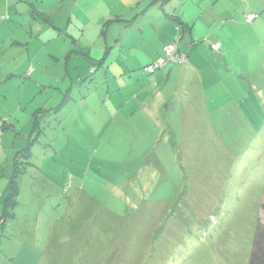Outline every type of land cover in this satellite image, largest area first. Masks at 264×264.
I'll return each instance as SVG.
<instances>
[{"label":"rangeland","instance_id":"obj_1","mask_svg":"<svg viewBox=\"0 0 264 264\" xmlns=\"http://www.w3.org/2000/svg\"><path fill=\"white\" fill-rule=\"evenodd\" d=\"M215 1H179L185 19L199 28L207 25L212 97L197 102L179 90V103L168 85L153 90L149 82L147 93L143 86H127L129 98L148 94L150 106L161 108L157 116L146 115L145 127L128 129L136 123L105 120L104 107L122 90L123 78L142 71L123 62L105 78L97 65L72 75L63 52L80 45L45 42L52 27L30 11H44L58 22L59 0H0V116L13 115L15 126L22 127L13 133L24 139L17 150H25L29 139L39 141L31 148L34 168L20 179L17 218L0 228V264H248L256 227L264 224V0H238L220 11ZM235 9L259 17L247 24ZM214 41L227 44V57L210 51ZM44 47L58 52L57 61ZM130 47L126 52L142 51L139 42ZM26 49L42 53L21 67ZM80 57L76 61L84 62ZM183 81L181 74L176 87ZM65 94L68 103L55 116L51 107ZM18 104L20 110H13ZM36 109L47 111L38 112L35 129L27 117ZM157 125L164 130L155 135ZM170 125L173 132L167 133ZM4 129L0 122V134ZM9 159L5 175L0 171V194ZM37 176L39 182L30 180Z\"/></svg>","mask_w":264,"mask_h":264},{"label":"crops","instance_id":"obj_2","mask_svg":"<svg viewBox=\"0 0 264 264\" xmlns=\"http://www.w3.org/2000/svg\"><path fill=\"white\" fill-rule=\"evenodd\" d=\"M179 1L170 0L165 2L166 4H162L157 2L153 3L152 0H59L61 5L54 10L56 13L62 15L58 22L44 11L37 9L30 11L37 16L43 17L46 24H49L52 27V32H50L45 42L60 41L64 43L65 41H71V43H73L74 41V43L80 45L78 47L79 50L70 49V47H68L69 53L65 54V52H63V57L65 59L64 67L67 72L72 75L81 74V69H89L92 64L97 65L96 69L98 70V75L104 72L105 75L108 72L115 74L116 68H121L123 62L129 69L139 68L141 70V65L149 63V61L154 60L162 54L163 46L166 45L175 34H177L176 28L180 25L179 22L177 23V20L182 21V26L184 28L180 48L188 53L190 58L182 67L174 66L158 71L153 79L155 85L152 84L150 87L153 89V86L161 85L165 88L168 85L170 94H177L176 97L179 96V103L182 102V92L184 93V96L197 98V102L200 98L201 101L203 98L207 100V91H209V88H207V64L205 65V62H207V35H205L207 32V25L199 28L194 20L185 19L181 7L182 2ZM242 1L246 0H241V2ZM215 2L219 4L217 9L220 11L223 8H230L232 3L237 4L238 0H216ZM252 6L254 5H251L249 9H253ZM234 11L238 13V15L236 14L237 19H242L243 21H245V16L248 13H257L256 11H248L247 13L242 12V16L237 9ZM194 12L200 13V11L196 9H194ZM227 12L232 13V8ZM173 17H176L175 20ZM258 17L259 14L255 20ZM222 23H224V21H222ZM246 23L250 24L248 22ZM201 40L204 42L198 44L195 43L196 41ZM136 42H139L142 51L137 53H131L130 51L126 52V49H132L130 46L135 45ZM219 43L220 49L216 54L220 56L223 52V57H227L228 52L226 51L229 50L227 44H225L224 41H220ZM16 44L21 46L18 42ZM62 46L65 47L64 45ZM44 48L47 49L46 53L50 54V57L48 58L57 61L58 52L52 47ZM41 53L42 51H36L30 55L29 50L26 49V57H21L22 59L18 62V65L21 67L26 66V58L33 56L36 59ZM73 56L79 58L82 56L84 62L82 60L76 61L78 60L77 57H74L75 61H72ZM118 58L122 62L117 60ZM63 61L61 63L62 65ZM33 63H35L36 69L41 67V64L37 63L36 60H34ZM181 74H183L184 78L183 86L181 87V84L179 83L180 87L178 88L176 87L175 82H177V79ZM141 76H144V74L141 73L140 75L136 72L131 76L133 78L130 77L127 81H124V78L122 79V90L114 95L121 93L127 98L122 102L119 101L116 96H110L107 106L104 107L105 112L108 115L105 120L109 119V121H115L117 124L126 121H133L136 123L135 126H130L128 129L136 126L145 127L147 123L146 115L148 113H153V111H155L156 116L160 113L161 108L150 106L148 94L142 100H133L129 98L130 93L125 90V87L127 86H143L142 93H147L149 91L148 88L144 87L149 82ZM171 82H174L173 86L169 85ZM197 85L201 86L202 91L196 88ZM179 90L181 91L180 94ZM84 102L85 101L81 99L79 104L81 105ZM21 103L22 102H20V105ZM66 103H68V98H66L64 103L60 105V108L66 105ZM20 105L18 104L13 110H20ZM201 106L207 107V101H204ZM43 110L44 109H41L38 112H43ZM199 112L205 114L203 110H200ZM31 115L27 117V121L31 120ZM0 117L4 118V116ZM11 118L13 120V125L10 128H6V130L10 129L9 131H11V133H4L5 130L2 134L3 139L1 144L3 151L0 154V160H3V158L7 159L9 156L12 157L17 148L20 149L24 146V139L15 138V136H13V133H15L16 130L19 132L22 131V127L17 128L15 125L18 124V121L14 120L13 115L10 119ZM59 121H61L62 124V118H60ZM60 127H62V125H60ZM152 128L155 135L157 132L160 133L164 130V128H158V125L155 127L152 126ZM171 128H173L172 125L168 128L169 131H167V133L173 132ZM98 130V133H100L101 129L98 128ZM124 130H127L126 126L123 129L116 127L114 132ZM169 138L170 136L167 135L166 142H169ZM10 140L12 141L10 142ZM174 145L175 144L173 143V146L171 145V147H174ZM33 179L39 180V178ZM2 190L3 191H1L0 194V215L3 211L1 198L8 191L7 184H3ZM18 202L19 203L15 208V218H17L16 212L21 204L20 197H18ZM32 218L35 217L32 216Z\"/></svg>","mask_w":264,"mask_h":264},{"label":"trees","instance_id":"obj_3","mask_svg":"<svg viewBox=\"0 0 264 264\" xmlns=\"http://www.w3.org/2000/svg\"><path fill=\"white\" fill-rule=\"evenodd\" d=\"M152 1H153V3L157 2V3L166 4L165 2H168L170 0H152ZM36 17L39 19L40 22L45 21V20H43V17H41V16L36 15ZM175 18L176 17H173L174 20H175ZM178 22L181 26L180 25H179V27L177 26V28H176L177 34H175L174 37L166 45L163 46L162 54L160 56L156 57L154 60L149 61V63L141 65L142 73L144 74V76H148L150 78V80H148V82H151L153 85H155L154 81H153L154 76L158 71H160L162 69H167L169 67H174V66L182 67L187 63L188 59L190 58L189 54L184 52L180 48V43L182 41L183 28L184 27L182 26V21L177 20V23ZM170 44H173L175 47L174 53L172 56L165 52V47L167 45H170ZM212 44L213 43H211V45ZM211 45H210V50L212 51V53H214L215 55H218V54H216V53H218L217 51H213L211 49ZM154 48H156V47H154ZM160 58H162L164 61L163 65L155 67L152 72L145 69L146 67L154 64ZM206 64H207V62H205V65ZM94 65H96V64H94ZM94 65L92 64V66H94ZM10 73H15V72H10ZM100 75H104V78L106 77L105 72L101 73ZM10 76L13 77L14 75L10 74ZM8 78H9V76L7 77V79ZM106 80H107V78H106ZM108 84L109 83L107 81L106 90L109 91L110 86ZM158 86L159 85L153 86V90H155V88H158ZM151 89H152V87H151ZM115 90H116V88H115ZM66 95L67 94L64 95L62 102H60V104L57 107H51V109L56 112L55 116L58 113L60 105L64 103V101L66 99ZM209 97H212V96H209L207 94V98H209ZM39 110H41V109H36L35 110L36 113L33 112L31 115L32 116L31 121H33L32 127L33 128L35 127V129L38 125V120H39L38 118L40 117V115L38 114ZM43 111H47V110H43ZM44 120H45V117L43 118V122H44ZM12 121L13 120H12V118L10 119V117L6 118L5 120L3 119V117H0V122H4V124L6 125V128H10L13 125ZM10 123H12V124L9 126ZM63 124H64L63 121L61 124V121H59V119H58V126L60 127V125H63ZM4 130H6V129H4ZM4 130L0 134V146L2 145L1 144V142H2L1 136L4 132ZM42 135H44L43 128L39 129V126H38V137L39 136L41 137ZM34 141H32V139H29L28 147L25 150H18V151L16 150L14 152V155L12 156L11 164H10V170H9V174H8V178H7L8 179V181H7L8 191L1 198L3 211L0 215V228L2 231L4 230L5 223L7 221H11L15 218V216H14L15 208L17 207V204H18L17 202H18V197H19V192H20V185H19L20 179L22 176H24L27 173L28 169L33 168V163L31 161V159L33 157V152L31 150V148L34 144L39 143V141L37 139ZM1 151H3L2 147H0V154H1ZM8 162H10L9 158L5 159L4 162H2V160H0V169H1L0 171L3 172L2 175H5V168H6V165ZM1 172H0V174H1ZM1 176H0V180H1ZM33 178H39V177L37 176V177L30 178V180L34 183L40 181V179L35 180ZM1 191H3V190L1 189ZM10 201H12V205L10 204ZM262 208H264V203L262 204ZM263 245H264V224H258L256 227L254 238H253L252 248H251V252H250L251 257H249L248 264H264V252L262 250Z\"/></svg>","mask_w":264,"mask_h":264},{"label":"built area","instance_id":"obj_4","mask_svg":"<svg viewBox=\"0 0 264 264\" xmlns=\"http://www.w3.org/2000/svg\"><path fill=\"white\" fill-rule=\"evenodd\" d=\"M256 14L255 13H251L249 16H248V19H247V21H246V19H245V21L246 22H248L249 23V21L250 20H252V18H256L257 17V15L255 16ZM253 19V20H254ZM252 20V21H253ZM251 21V22H252ZM174 45L173 44H170V45H167L166 47H165V52L167 53V54H169V55H173V53H174ZM211 49L213 50V51H219V49H220V43L219 42H214L212 45H211ZM163 59L162 58H160V59H158L154 64H152V65H150V66H148V67H146L145 69H147V70H149V71H153V69L155 68V67H157V66H161V65H163Z\"/></svg>","mask_w":264,"mask_h":264}]
</instances>
